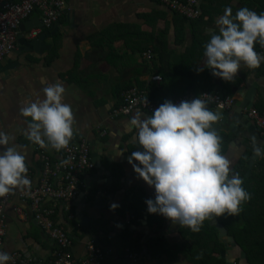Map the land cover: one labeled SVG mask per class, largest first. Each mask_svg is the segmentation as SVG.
<instances>
[{
	"label": "crops",
	"instance_id": "1",
	"mask_svg": "<svg viewBox=\"0 0 264 264\" xmlns=\"http://www.w3.org/2000/svg\"><path fill=\"white\" fill-rule=\"evenodd\" d=\"M225 7L233 14L242 7L260 14L264 13V0H201L202 15L194 21L153 0H65L54 28L34 27L21 32L25 41L34 39V29L51 32L54 35L46 37L48 47L35 52L17 39V49L0 64V131L9 136L8 146H15L25 156L35 184L42 179L41 153L52 161L59 156L50 146L40 147L26 138L27 119L19 109L42 100L43 88L57 82L63 85V102L71 106L74 117L70 141L87 140L90 145L94 169L83 175V194L67 204L45 200L48 207L56 209V224L73 239L74 264L86 256L90 240L114 249L110 262L118 258L122 248L137 251V245L142 250H138L141 264H195L183 248L189 228L146 210L145 200L154 199V189L129 164L131 152L140 148L134 139L135 130H129L128 125L137 110L123 117H115L113 110L121 104L123 93L133 87L149 96V88L154 86L162 103L202 92L234 97L236 105L229 111L208 107L219 115L214 127L220 137V152L231 162L230 175L239 174L237 166L252 147L251 139L260 135L264 142L248 115L250 108L264 113V64L255 70L241 65L232 82L213 77L206 69L204 45L213 32H218L216 21ZM32 19L41 21L38 11ZM259 46L254 44V50ZM148 51L153 53L152 60L144 56ZM154 75L163 80L153 82ZM263 160H255L251 173L256 167L262 168ZM251 173L245 174L246 178ZM20 191H14L6 208L4 251L28 253L39 260L52 258L51 246ZM113 203L119 205L114 211L109 208ZM16 208L27 217H20ZM216 223L223 224L209 219L211 227L216 228ZM229 225L226 222L228 232ZM229 235L233 242L223 241L217 230L215 246L219 251L211 254L213 264H252L237 238ZM212 248L214 238L208 251ZM202 259L206 260L205 254L197 263L202 264Z\"/></svg>",
	"mask_w": 264,
	"mask_h": 264
},
{
	"label": "clouds",
	"instance_id": "2",
	"mask_svg": "<svg viewBox=\"0 0 264 264\" xmlns=\"http://www.w3.org/2000/svg\"><path fill=\"white\" fill-rule=\"evenodd\" d=\"M216 24L218 32L210 35L203 53L213 77L232 82L241 65L255 70L264 63V55L254 51V44L264 48V13L242 7L233 14L225 7ZM64 93L61 83L50 84L43 88L42 100L19 109L27 119L25 135L30 142L57 152L67 148L74 134V117L71 106L63 102ZM208 96L178 104L165 100L150 116L137 110L128 121L140 146L131 152L129 164L154 189V199L145 200L147 212L193 232L206 219L237 216L249 199L239 174L230 175L231 162L220 152L214 127L219 115L202 99ZM9 139L0 131V197L31 186L25 156L15 146H8ZM252 150L256 157L264 158V142L255 137ZM118 207L116 203L109 206L112 211ZM11 259L0 250V264H9Z\"/></svg>",
	"mask_w": 264,
	"mask_h": 264
},
{
	"label": "built area",
	"instance_id": "3",
	"mask_svg": "<svg viewBox=\"0 0 264 264\" xmlns=\"http://www.w3.org/2000/svg\"><path fill=\"white\" fill-rule=\"evenodd\" d=\"M153 1L168 7L174 13L190 21L197 20L202 15L201 0ZM64 4L65 0H19L17 2L0 0V64L17 49L18 29L23 22L28 21L33 13L38 11L43 28L50 30L57 25L64 10ZM40 33V29H34L31 32V37L35 38ZM254 51L264 55V48ZM144 56L148 60L153 59L152 51H148ZM263 64L261 63L260 67ZM151 80L161 82L163 78L160 75H154ZM202 94L209 95L202 99H205L215 111H229L236 105L232 96L208 92H202L199 95L186 94L171 102L178 104L182 100L190 101ZM159 105L149 98L145 90L133 87L123 93L122 102L113 110V115L115 117L128 116L136 110L151 115ZM248 115L264 137V113L259 112L256 108H250ZM55 152L59 156L56 161H52L48 154L41 153L43 168L40 183H34L33 177L27 169V177L31 181V186L27 190L21 189L20 191V197L24 201H28L33 219L51 246L52 258L45 262L31 257L28 253L15 251L9 253L12 257L9 264H74L75 262L72 254L73 239L68 232L56 224V209L48 207L45 200L50 199L65 204L76 200L79 195L83 194V175L94 169V162L87 140L70 141L67 148ZM64 161L67 162L64 163ZM52 179H55V183L52 182ZM13 198L14 191L0 198V250L2 251H4L8 228L6 208L11 204ZM14 211L20 217H27V214L19 208ZM113 254L114 249L101 247L96 241L90 240L87 244L86 256L81 259L80 264H109ZM141 261L142 255L138 251L131 250L129 247L124 249L122 264H141Z\"/></svg>",
	"mask_w": 264,
	"mask_h": 264
},
{
	"label": "trees",
	"instance_id": "4",
	"mask_svg": "<svg viewBox=\"0 0 264 264\" xmlns=\"http://www.w3.org/2000/svg\"><path fill=\"white\" fill-rule=\"evenodd\" d=\"M262 49L261 46L256 50ZM158 89L154 86L149 88V98L158 104L162 103V98H159ZM211 109L213 107L211 106ZM214 110V109H213ZM252 147L248 153L243 157L241 162L238 164L236 171L239 172V176L243 181L242 187L249 194V199L244 202L241 206V211L235 217L223 216L213 217L218 219L220 222L226 225L228 222L229 233L237 238V241L245 249L248 258L252 264H264V160L262 162V168L256 167L249 177L246 178L245 174L248 168L249 156L251 155ZM188 240L184 243V250L191 254L188 258L195 264L205 254L206 260L202 259V264H213L211 254L219 251V247L215 245L218 243L217 230L215 227H211L209 219H206L198 232H193L190 229L187 232ZM214 238V248L208 251L210 243ZM125 247V246H124ZM139 250L138 246L136 245ZM134 250V249H131ZM137 250V251H138ZM136 251V250H135ZM140 252L142 250H139ZM124 257V249L118 253V258L114 262L109 264H122ZM49 259H44L48 262ZM200 264V263H197Z\"/></svg>",
	"mask_w": 264,
	"mask_h": 264
},
{
	"label": "water",
	"instance_id": "5",
	"mask_svg": "<svg viewBox=\"0 0 264 264\" xmlns=\"http://www.w3.org/2000/svg\"><path fill=\"white\" fill-rule=\"evenodd\" d=\"M36 19H32V20H29V21H26V22H23L20 26H19V29H18V35H17V39L20 40V41H25L22 36H21V32L22 33H25L27 31H30L32 30L34 27H39V28H43V24L41 21H38ZM54 35L52 34L51 32H43L41 34H39L38 37L34 38V39H31V40H28V41H25L26 44L28 46H30V48L35 51V52H42L43 48H46L48 47L46 45V37L48 35ZM250 106V103H247V107ZM249 129V128H248ZM251 132V131H250ZM252 133V132H251ZM256 138L257 141H260L262 142L263 139H261L260 135H257V136H254ZM252 141V139H251ZM259 158L256 157L254 154H253V151H252V154L250 156V161H249V168H248V171H247V174L246 176H248L250 173H251V169L253 167V164L255 162V160H258ZM216 229L218 230L219 232V237L223 240V241H230V242H233L234 239L232 236L229 235V232H228V229L226 228L225 225L221 224V223H216Z\"/></svg>",
	"mask_w": 264,
	"mask_h": 264
},
{
	"label": "flooded vegetation",
	"instance_id": "6",
	"mask_svg": "<svg viewBox=\"0 0 264 264\" xmlns=\"http://www.w3.org/2000/svg\"><path fill=\"white\" fill-rule=\"evenodd\" d=\"M216 220H218V219H216ZM219 221V220H218Z\"/></svg>",
	"mask_w": 264,
	"mask_h": 264
}]
</instances>
